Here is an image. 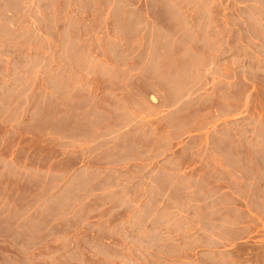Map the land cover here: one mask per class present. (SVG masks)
<instances>
[{"label":"rangeland","instance_id":"rangeland-1","mask_svg":"<svg viewBox=\"0 0 264 264\" xmlns=\"http://www.w3.org/2000/svg\"><path fill=\"white\" fill-rule=\"evenodd\" d=\"M0 264H264V0H0Z\"/></svg>","mask_w":264,"mask_h":264}]
</instances>
